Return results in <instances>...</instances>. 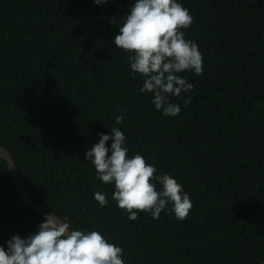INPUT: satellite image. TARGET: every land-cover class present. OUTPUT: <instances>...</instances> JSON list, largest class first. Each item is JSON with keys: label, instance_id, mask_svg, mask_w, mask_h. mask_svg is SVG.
Masks as SVG:
<instances>
[{"label": "trees", "instance_id": "obj_1", "mask_svg": "<svg viewBox=\"0 0 264 264\" xmlns=\"http://www.w3.org/2000/svg\"><path fill=\"white\" fill-rule=\"evenodd\" d=\"M203 73L181 111L166 117L142 93L129 53L117 48L133 0H0V146L29 196L72 225L123 248L125 264H259L264 259V0H177ZM191 96V103L184 100ZM124 115L120 125L118 115ZM119 127L192 200L179 221L139 212L130 221L85 152ZM111 147V141L107 145ZM161 186L157 182V189ZM106 194L100 207L94 193ZM171 203L168 208H171ZM44 217L24 204L0 156V246L34 234Z\"/></svg>", "mask_w": 264, "mask_h": 264}, {"label": "clouds", "instance_id": "obj_2", "mask_svg": "<svg viewBox=\"0 0 264 264\" xmlns=\"http://www.w3.org/2000/svg\"><path fill=\"white\" fill-rule=\"evenodd\" d=\"M109 0H94L98 6ZM190 10L177 0H133L124 16L114 45L129 53L134 74L144 77L142 93H152L155 109L166 117L179 115V104L169 97H181L194 85L180 73H203V54L198 45L185 39L184 30L193 23ZM191 103V96L184 104ZM118 115L116 125L124 120ZM126 136L119 127L111 136L101 133L98 142L85 152V159L95 168L97 178L105 185H114L112 199L128 219L135 221L139 212L150 213L159 220L167 209L179 221L190 214L193 203L183 185L169 174L156 175L157 168L141 154L128 155ZM111 141L109 148L108 142ZM157 182L161 186L157 189ZM94 199L100 207L108 205L105 193L96 191ZM171 203L172 207L168 208ZM0 264H125L123 248L110 243L99 231L73 230L72 225L53 212L45 214L34 234L11 237L7 248L0 246Z\"/></svg>", "mask_w": 264, "mask_h": 264}, {"label": "water", "instance_id": "obj_3", "mask_svg": "<svg viewBox=\"0 0 264 264\" xmlns=\"http://www.w3.org/2000/svg\"><path fill=\"white\" fill-rule=\"evenodd\" d=\"M0 156L3 157L5 159V161L7 162L10 174H11V178L13 181V184L15 186V189L17 191V194L20 198V200L26 204L27 206H29L30 208H32L33 210L37 211L39 214H41L43 217L45 216V214H50L52 212H50L49 210H46L43 206L37 204L27 193L25 185L23 183V179L20 175V172L17 169V166L14 162V159L12 157V155L9 153V151L3 147L0 146ZM56 215V214H55ZM58 216V215H57ZM62 219V218H61ZM63 220V219H62ZM259 264H264V259L259 263Z\"/></svg>", "mask_w": 264, "mask_h": 264}]
</instances>
